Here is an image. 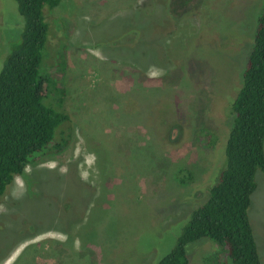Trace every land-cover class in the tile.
<instances>
[{"label":"rangeland","instance_id":"374dc122","mask_svg":"<svg viewBox=\"0 0 264 264\" xmlns=\"http://www.w3.org/2000/svg\"><path fill=\"white\" fill-rule=\"evenodd\" d=\"M262 3L60 0L45 11L41 73L56 84L43 103L69 115L56 128L69 126L67 140L0 197V264H156L168 253L225 165ZM23 24L16 1L0 0V69ZM255 179L248 215L264 264ZM185 251L189 264L218 262L207 237Z\"/></svg>","mask_w":264,"mask_h":264},{"label":"trees","instance_id":"16d2710c","mask_svg":"<svg viewBox=\"0 0 264 264\" xmlns=\"http://www.w3.org/2000/svg\"><path fill=\"white\" fill-rule=\"evenodd\" d=\"M15 1L24 24L0 69V197L16 175H24L28 162L66 142L63 131L69 127L57 133L69 115L43 103L56 84L52 72L41 73L48 33L45 11L60 0ZM230 113L225 165L208 197L189 213L172 249L156 264H189L186 245L203 237L219 245L216 264H261L248 209L256 173L264 175V0ZM56 134L63 135L62 143ZM190 177L184 169L178 175L181 182Z\"/></svg>","mask_w":264,"mask_h":264}]
</instances>
